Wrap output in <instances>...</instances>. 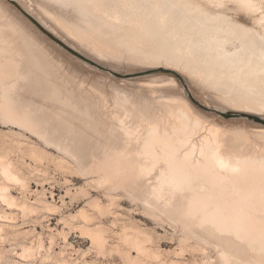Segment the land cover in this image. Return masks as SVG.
<instances>
[{
  "label": "rangeland",
  "instance_id": "374dc122",
  "mask_svg": "<svg viewBox=\"0 0 264 264\" xmlns=\"http://www.w3.org/2000/svg\"><path fill=\"white\" fill-rule=\"evenodd\" d=\"M63 1L0 0V34L18 29L11 44L0 35V264H264L259 247L190 213L192 191L163 192L165 163L147 157L141 140L152 123L171 132L174 113L189 105L202 125L187 130L189 145L204 144L213 126L232 159L264 160V74L244 86L209 78L198 58L189 67L174 32ZM193 2L264 34V0ZM32 53L26 63L42 77L22 62Z\"/></svg>",
  "mask_w": 264,
  "mask_h": 264
},
{
  "label": "bare ground",
  "instance_id": "6f19581e",
  "mask_svg": "<svg viewBox=\"0 0 264 264\" xmlns=\"http://www.w3.org/2000/svg\"><path fill=\"white\" fill-rule=\"evenodd\" d=\"M70 1L77 3L79 7H85L92 12H97L98 15H100V17H102L104 19L106 16L112 17L114 20L121 21L123 24H127L131 28L143 29V27H148L147 24H149V25L151 24V27H154V28L157 27L156 28L157 30H162L164 32L165 31L174 32V36H175L174 41L176 43L180 44L181 51H182L183 55L184 54H185L184 56L187 55L186 57H188V59H190V61L187 60L190 62L189 67H191V65H194V61H197L199 59L198 63L200 64V66H203L206 68V70H204L203 74L206 75V73H208L207 76L209 75V78L215 79L217 77L218 80H219V78H228L229 81L235 80L236 82H238L239 85H242V86H244V84H246L247 81H250L249 80L250 78L251 79L254 78L255 82L258 84H260V82H259L260 79L263 78L262 75L264 74V34L259 35V32H258V34H256V32L254 30L253 31L255 32V35L253 33H251L252 30L250 32L244 31L243 28H242L243 30L240 29L241 27H239V24L236 25L235 22L233 23L230 21L231 18L229 19L227 17H224V15L218 16V14H216L217 16L214 17L210 14H207V13L203 12L200 5H196L193 2V0H123L124 1L123 4H119V0H110V2H108L109 4L106 3L107 0H70ZM242 1L248 2V0H242ZM105 4H108V6H106ZM112 4H119L120 6H118L117 8H113ZM121 5H123L124 8H121ZM115 7H116V5H115ZM144 14H146V18L144 20H141V17ZM5 24H6V22H5ZM5 24L3 23L2 26H4ZM7 24L4 26L6 29L10 28V27H7ZM12 26H13V24H12ZM171 26H172V28H171ZM14 27L11 30L8 29V31H9L8 35L6 34V32L5 33L3 32L2 35L0 34L2 37L4 36V34H6V36H7V38L5 36L3 37L4 39H7V41H6L7 43L5 42V45L8 43L11 44V42H9V41L12 39H9V38H11V36H9V35L12 34V33L10 34V31H13ZM16 28L17 27H15V30H16ZM0 32H2V31H0ZM8 36H9V38H8ZM12 36H14V35H12ZM2 37H0V45L4 41V39L3 40L1 39ZM1 41H2V43H1ZM23 47L20 49L26 51L27 48L24 47L25 49H23ZM20 49L18 48V50H20ZM25 51L21 52V53L20 52H17V53L23 54V53H25ZM2 52H4V51H2ZM26 53L31 55L30 51H26ZM26 53L23 54L22 57H24V55H28ZM33 54L34 53H32V57L30 56V58H29V56H27V57L25 56L26 59L25 58H23L24 60L21 59L22 62L26 63V60L28 61L31 58L33 61H35L37 56H35V59H34ZM38 60L39 59L36 60V63ZM18 61L20 62V59ZM33 61H30V62H33ZM39 62L41 63V61H38V63ZM189 62L186 64V66L189 64ZM12 63H13V61H12ZM27 63L29 64V61ZM26 64H23V65L25 66ZM31 64L34 65L35 63L33 62ZM42 64L43 63H41L40 65L38 64L37 66L40 67ZM14 67L16 68L17 66H14ZM29 67L31 68L32 66H29ZM35 67L36 66L32 67V69H34L35 71L39 70V69H35ZM43 67L44 66L40 67V68H42L41 71H43L44 68H46V67H44V68ZM189 67H188V69H189ZM15 68H13V69H15ZM4 70H5V68H4ZM35 71H34V74L36 73ZM14 72L15 71H12V73H14ZM193 72H194V70H193ZM37 73L40 74V71H37ZM45 73H44V75H45ZM196 73H197V71H196ZM2 74H3V72H2ZM38 74H36V75H38ZM41 74L39 76L42 77L43 74L42 75ZM46 75H47V73H46ZM207 76H205V77H207ZM25 78H27V77H25ZM167 82H168L167 85L168 84L170 85V82L173 85L176 83L175 79H173V78H171L170 81H167ZM27 83L31 84L30 82H27ZM54 83H57V82H54ZM158 83H159V81H158ZM161 83H160V85L158 84L157 86L161 87L162 86ZM152 85H154V84H152ZM43 86H45V84ZM49 86H50V84H49ZM40 88L41 87H39V90H40ZM46 89H47V87H46ZM48 89H47V91H48ZM0 90H1V88H0ZM47 91H44V92H47ZM59 91H62V90H59ZM34 92H36V91H34ZM37 92L39 94V92H41V91H37ZM52 94H53V92H52ZM50 96L52 97L51 94H50ZM9 98H10V96H9ZM9 98H6V99H9ZM173 101H174V98H173ZM179 101H181V99ZM182 102L184 104L183 100H182ZM21 103H22V101H21ZM40 106H41V104H40ZM16 107H15V109H16ZM182 108H184V107H182ZM182 108H181V110L174 113L175 114L174 116H176V123H175V120L173 119V121H174L173 123H175V124H173L174 126L171 125L173 128L171 132H168L169 127L165 130H162L160 128H162L163 126L160 127L159 124H153L152 123L153 125L151 124L149 129L147 131H145L147 134H146V137H143L144 141H143V139H141L142 142H144L143 148L145 149V155L147 157L148 156L154 157L155 162L162 160L165 163V165H164L165 167L163 168V170H161V174L158 178V182H160V185H158V186H160L162 190L164 188H166L169 192H171L170 194H172L174 192H183L186 190H189L190 192L192 191L195 196H194V198L192 197L193 200H192V202H190L191 204L189 205L190 213H193L194 215H196L197 212H201L203 214V219H206L208 222L213 224L212 226H215L220 232L228 233L229 236L232 235L235 238L239 239L241 242L245 241L250 245H255V246L259 247V249L264 254V160H262V161L258 160L259 161L258 162V161H254V160H251L250 158H246V157L245 158H236L238 156H236L235 159L234 158L232 159L233 155H230L228 153H224L220 150L221 147H223L222 142L219 138V135L217 133H215L216 131L211 130L213 126L210 128V131H212L213 136H206V134H205L204 135V136H206L205 139H204V137L201 139L202 141H203V139L205 140V142L203 141L204 144H202L199 141L201 143V145H203V146H201V145L199 146V147H202L201 149H199V147H197L198 143H196L195 145L192 143L193 146H196V147H193V146H192V148L189 147L192 145V144L189 145L191 143L189 138L194 136L195 132L200 128L199 126H202L201 122H200L201 119L198 120V118L193 119V117H191L192 115L190 112L191 109L189 108V105H188V107H185L186 109L184 108L182 110ZM38 109H39V107L37 108V110ZM41 110H42V108H41ZM41 114L43 115L42 112H41ZM44 115H46V114H44ZM171 116H172V114H171ZM174 116H172V117H174ZM46 117H48V116H46ZM26 118H28V117H26ZM44 119H46V118H44ZM50 119H51V117H50ZM50 119H49V121H50ZM52 119H53V117H52ZM44 122H46V121H44ZM122 122H124V121H121V123ZM40 123H42V122H40ZM51 123L49 125H51ZM148 123H151V122H148ZM46 124H48V121ZM160 125H162V124H160ZM28 126H29V124H28ZM54 126H57V125H54ZM58 126H59V124H58ZM147 126H149V125H147ZM51 128H53V127H51ZM165 128H166V126H165ZM188 129H189V132H191L190 129L192 130L193 135L189 136L190 134L188 132L189 135H187V137H186ZM195 129H196V131H194ZM140 130H137V132ZM216 130H217V128H216ZM52 131H53V129H52ZM54 131H55V128H54ZM125 131L127 133H129V132L133 133V132L129 131V129H126ZM198 132L199 131H197V133ZM209 132L207 133V135H209V134L211 135V133H209ZM135 134H136V132H135ZM62 135H63V133H62ZM132 135H134V133ZM129 136L131 137V135H129ZM191 141H193V139H191ZM188 142H189V144H188ZM58 143H60V142H58ZM186 146L191 148V149L187 150L188 149L187 148V149H185V152L183 153L182 151L184 149L183 150H181V149L185 148ZM156 148L157 149L160 148V150H161V151L159 150L160 153H157ZM197 149L200 152H198ZM139 150H140V148H139ZM196 151H197V153H200L202 160H199L201 158V157H199V155H198L199 158L197 157V154H196V157L194 156ZM143 153H144V151H143ZM74 159H75V157H74ZM196 159H198V160H196ZM255 160H257V159L255 158ZM107 165H108V163H107ZM109 167H108V169H109ZM146 169H149V168H146ZM141 171H143V170L141 169ZM148 172H149V170H148ZM122 173H123V171H122ZM156 188L158 189L159 187H156ZM150 189H149V191H150ZM164 190H163V192H166ZM160 193H162V192H160ZM194 217L196 218V216H194ZM191 218H193V217H191ZM223 234L224 233H222V235ZM233 259H234V257H233ZM222 261H223V259H222Z\"/></svg>",
  "mask_w": 264,
  "mask_h": 264
},
{
  "label": "water",
  "instance_id": "95a60500",
  "mask_svg": "<svg viewBox=\"0 0 264 264\" xmlns=\"http://www.w3.org/2000/svg\"><path fill=\"white\" fill-rule=\"evenodd\" d=\"M13 3H15V2H13ZM16 4V3H15ZM17 6H18V4H16Z\"/></svg>",
  "mask_w": 264,
  "mask_h": 264
}]
</instances>
